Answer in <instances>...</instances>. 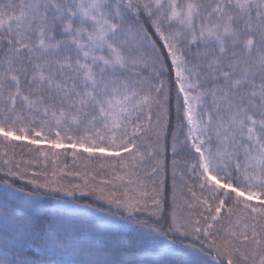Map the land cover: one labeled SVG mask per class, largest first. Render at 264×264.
<instances>
[{
  "label": "snow or ice",
  "instance_id": "6c2138e0",
  "mask_svg": "<svg viewBox=\"0 0 264 264\" xmlns=\"http://www.w3.org/2000/svg\"><path fill=\"white\" fill-rule=\"evenodd\" d=\"M0 264H264V0H0Z\"/></svg>",
  "mask_w": 264,
  "mask_h": 264
}]
</instances>
